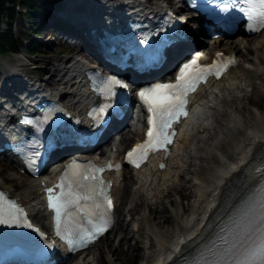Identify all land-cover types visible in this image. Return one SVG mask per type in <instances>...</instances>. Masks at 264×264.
Segmentation results:
<instances>
[{"label": "bare ground", "instance_id": "1", "mask_svg": "<svg viewBox=\"0 0 264 264\" xmlns=\"http://www.w3.org/2000/svg\"><path fill=\"white\" fill-rule=\"evenodd\" d=\"M132 1L141 2L142 0ZM107 2L111 0L89 2V9L96 13H83L85 19L81 13L79 15L81 17H78L80 23H89V21L91 23L97 16L96 14L106 22L110 20L115 9H119L123 4L121 0L120 4L112 3L105 6ZM127 3L130 2L127 1ZM97 4L100 5L96 6ZM159 6V9L163 8L162 5ZM59 19L57 18V21ZM97 24L98 22L95 25ZM70 30L73 31V28ZM222 43H224L223 46H221ZM72 45L78 46L75 43ZM211 48L212 51L226 50L227 54H235L238 58L237 65L220 80L207 83L192 96L190 116L180 126L178 141L171 155L164 161L165 168L158 167L159 160H151L138 171L123 170L121 174L114 177L115 194L120 199L123 195H127L132 204L131 209H126L127 214L132 216L133 212L141 210L142 207L148 208L147 221L150 227H147V230L150 243L144 252L145 259L141 264H172L181 250L203 234L209 220L224 205L232 183L249 170L257 156H260L264 150L263 108L254 103L252 99V96L257 94L264 98V32L248 42L240 38L223 42L217 39L213 41ZM196 53L202 56L199 50ZM66 60L65 66L49 70V75L50 77L59 76L53 86L58 88V95L66 99L65 105L79 112L91 101L90 95L79 78L86 63L74 56ZM12 66L7 65L5 69L11 77L16 78L19 72ZM11 77L4 78L3 84L8 83L5 86L11 85ZM23 87L22 84L21 90ZM60 87L65 88L59 89ZM8 94L14 105L15 102L12 100L17 98L19 93L12 91ZM4 96L3 92H0V97ZM36 96L37 94L33 93V98ZM22 105L20 104L19 108ZM250 105L255 109L250 108ZM4 111H6L5 108ZM244 111L248 112L247 118L241 115ZM0 118L5 119L4 113H0ZM9 118H12V115ZM128 133L129 131H124L116 143V151L129 142L131 135L138 136L140 129L136 128L130 134ZM226 136L230 137L226 140ZM214 138L217 143L216 148L224 154L221 153L216 167L211 171V167H204V164L212 161V151L209 147L212 146L211 141ZM225 140L226 145H223ZM114 155L115 152H112L106 156L113 158ZM202 167L205 170L204 174L199 172ZM54 168L61 169L62 164L58 162ZM7 179H16L18 182L10 186L5 183ZM123 181H126L127 185ZM0 186L25 204L35 221L45 226V216L40 203L41 197L35 180L9 174L8 177L0 180ZM176 191L188 192L183 193V197L188 199L183 208L185 211L189 210L190 213L178 220L173 231L171 216L175 219V214L166 216L167 209L160 200L168 198V203L171 204V197ZM121 211L120 207L119 222ZM128 225L126 222L123 237L116 246L109 240H104L106 253L110 256L108 258L110 261L112 258L113 262L117 261L115 264H121L119 260L126 254V250L120 245L128 240L126 236ZM157 227L164 228L158 230ZM105 259L104 252L99 250L97 253L93 252L91 259L77 260L73 264H100Z\"/></svg>", "mask_w": 264, "mask_h": 264}, {"label": "rangeland", "instance_id": "2", "mask_svg": "<svg viewBox=\"0 0 264 264\" xmlns=\"http://www.w3.org/2000/svg\"><path fill=\"white\" fill-rule=\"evenodd\" d=\"M64 0H41L43 6L49 10V8H58L60 7L61 3ZM158 2H161L162 0H157ZM166 2V0H163ZM3 27V24L0 22V28ZM40 30H44L42 27L39 28ZM48 29V28H47ZM48 30H44L42 33H45ZM14 35L17 40H20L19 43L22 45L19 46L20 49L18 50V53L15 55H11L9 53H3L0 55V92L4 90L2 88L3 85V80L5 77H8V73L5 69L7 65H15L19 68V74H26L30 75L32 78H35L36 82L37 80H42L46 86H53L54 83L57 81L59 76H52L50 77L49 70L52 71V69L55 68H61L65 66V61L66 59L70 58L71 56H74L78 59H83L87 62L89 59L87 57H80V55L77 54V51H80L79 47L76 46H70L68 43L64 41H58L54 36H45L44 34L42 35L43 41L42 44L38 45L36 48V54L34 56H27L25 52V43L27 42L28 36L31 38V35L28 34L27 28L25 27V24L23 21L17 20L14 28ZM51 37L52 41L47 42L48 38ZM244 41H248L250 39L248 38H243ZM55 41V42H54ZM36 44V43H35ZM223 46V45H222ZM72 48L69 50V48ZM223 48V47H222ZM23 58V59H21ZM23 64H25V68H22ZM24 72V73H23ZM55 72V71H54ZM57 73V72H56ZM54 73V74H56ZM23 78H26L23 76ZM8 84V83H7ZM65 88V87H61ZM252 99L254 100V103L258 104L259 107L263 108V113H264V98L257 94L256 96H252ZM250 108L255 109L254 106L250 105ZM248 112L244 111L241 112V115L243 118H247ZM230 136H226V140ZM226 140L223 141V145H226ZM212 146L211 148L212 155H211V163H205V166H210L211 171L214 170L216 167V164L218 163L219 156H221V153L224 154L223 151H220L216 148V140L215 138L211 141ZM214 146V148H213ZM209 164V165H208ZM6 164L3 160H0V180L5 179L8 177L10 173L13 172L12 168L10 165ZM200 173H205L204 168L202 167L199 171ZM18 181L12 180V179H7L5 183L7 185L13 186L15 183ZM125 185H127L126 181L124 182ZM168 187V186H167ZM183 193H188L187 191H176L174 195L171 197L172 203H168V198L166 199H161L162 203L166 207V216H171L172 213L175 214V219H171L173 221L172 224V230L174 231L176 223L178 220L183 219L185 216H187L190 211L184 210L183 206L188 202L187 198L183 197ZM122 208V215L120 217V222L117 224V232L115 234H109L105 236L93 249L88 251L85 256L83 257H78L76 258L73 262H69L68 264H73L76 262V260H83V259H91L93 252L97 253L99 250H102L106 256V259L104 262H100V264H115L117 261L113 262V258L110 261L107 255V249L106 246L104 245V240H109V242H112L114 246H116L119 243V240L121 237H123V229L125 226V223L128 222V231H127V238L128 240L121 243V248L126 250V254L122 257V259L119 260L121 264H141V262L145 259V250L147 249L149 243H150V235L149 231L147 230V227H150V223H148L147 218H148V208L142 207L141 210L131 212L132 217L131 221L129 222V215L126 213V209L131 207V203L129 201V198L127 195H123L121 198V203L119 204V208ZM131 209V208H130ZM117 214L119 215V211L117 210ZM164 228V227H163ZM162 227H157L158 230H162ZM136 230V231H135ZM107 238V239H106Z\"/></svg>", "mask_w": 264, "mask_h": 264}, {"label": "snow or ice", "instance_id": "3", "mask_svg": "<svg viewBox=\"0 0 264 264\" xmlns=\"http://www.w3.org/2000/svg\"><path fill=\"white\" fill-rule=\"evenodd\" d=\"M247 15L249 18L259 16L261 24L264 25V0H248ZM241 11H244L241 9ZM234 61L225 62L232 63ZM198 67L197 61L193 60L189 64L184 65L181 68L180 74L177 76V82L175 84H157L151 88L141 90L138 95L140 99L148 105V111L153 113L154 118L149 119V124L152 128L148 131L147 135L149 140L145 145L138 146L137 149H133L128 153L131 158L137 151L141 152V158H146V149L151 148L155 150L158 146L171 143L167 133L164 131L170 126V123L178 115H187L183 111L186 104L185 97L189 91H194L196 83L204 78L205 73L215 69V74L219 75L221 69L217 65H212L209 68L199 69L196 75H189V69ZM112 83H117L112 81ZM123 87V85H121ZM101 112L104 111L102 108ZM166 117V118H165ZM157 119L159 123H157ZM139 167V164H137ZM101 171V170H97ZM96 180L95 175L81 176L77 172L72 173V178L69 181H62L58 187L61 192L58 195H50L49 206L54 210L56 223L59 234V226L62 223V217L70 219L69 209L75 208L77 211L86 212L89 217L94 215L91 209H88L81 205V201H88L92 199V194H95V189H91L89 194H85L81 187V181ZM49 193H52V189H48ZM100 194H103L102 191ZM107 205L111 207V200H107ZM261 215L264 216V203L261 204ZM0 223H7L6 220L0 219ZM89 223L92 224V229L85 234L87 239L93 238L95 234L102 233L106 230V221L101 219L98 223H93L89 219ZM262 225V238L259 248V258L264 261V219L261 220Z\"/></svg>", "mask_w": 264, "mask_h": 264}, {"label": "trees", "instance_id": "4", "mask_svg": "<svg viewBox=\"0 0 264 264\" xmlns=\"http://www.w3.org/2000/svg\"><path fill=\"white\" fill-rule=\"evenodd\" d=\"M19 2L25 9L21 16L26 21L30 31L37 28V22L33 21L36 14L43 13L40 0H0V19L1 17L12 18L16 15L14 4ZM17 51V44L13 39V34L9 28L0 29V53Z\"/></svg>", "mask_w": 264, "mask_h": 264}]
</instances>
